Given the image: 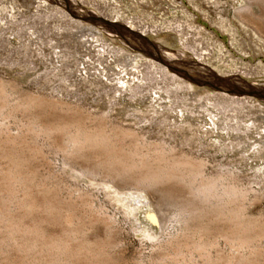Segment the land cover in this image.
Wrapping results in <instances>:
<instances>
[{"label":"rangeland","instance_id":"obj_1","mask_svg":"<svg viewBox=\"0 0 264 264\" xmlns=\"http://www.w3.org/2000/svg\"><path fill=\"white\" fill-rule=\"evenodd\" d=\"M59 2L0 0V264H264V171H217L216 162L220 163L221 158L214 156L217 150L213 139H199L202 145L198 157L209 161L208 171H180L186 179L179 186L163 183L141 188L135 183L134 173L117 171L121 176L115 177L110 171L87 170L96 166L100 155L92 147L83 151L84 156L74 153L72 137H86L83 131L89 135L95 131L93 135H110L125 150L135 149L139 144L137 139L142 147L165 141L168 149L174 146L178 152H190L191 148L181 147L183 139L178 125L172 124V117L167 123L170 112L163 118L146 110L124 115L119 109L121 90L117 87L120 85L109 84L89 67L88 71L84 70L91 57L81 49L80 41L85 37L79 42L77 38L84 28L100 29L97 36L108 43L117 42L125 52L123 58L139 54L144 62H150L152 48L148 45L142 48L131 40L122 45L117 37L109 36L97 25L84 23L82 27V21L73 19ZM68 2L74 11L78 8L77 12L91 17L133 26L144 39L164 50L182 53L183 45L195 47V54H185L189 57L187 60L204 61L210 72L203 75L208 78L212 74L226 77L236 89L234 76L251 85L264 86V50L259 53L243 45L240 38L252 32L237 27L246 19L251 30L257 31L264 41V0H215L221 3L224 18L217 16L214 0ZM232 6H235L234 12L239 8L249 12L242 11L235 21L226 12ZM67 31L71 32L67 34ZM255 41L252 43L260 49L261 44ZM77 53L84 59L82 63ZM199 55L204 57L200 59ZM142 68L143 71L145 67ZM183 69L190 76H200ZM137 76L129 73L126 82H136ZM139 78L142 80L143 76ZM149 80L143 82L145 88L139 91L143 96L153 94V89L158 88L154 80ZM203 88L206 90L209 86ZM216 91L246 101L242 92L237 95L224 87ZM108 97L113 104L106 109ZM248 102L242 112L239 106L227 103L232 110H237L226 114L238 116L232 125L245 124L243 119L257 113L252 108L264 111L263 97ZM127 117L134 118L127 120ZM58 126L59 130L65 129L64 126L68 129L66 132L61 129L65 136L57 130ZM53 129L63 136L55 134ZM130 129L136 132V138L124 134V130ZM78 131L79 135L83 132L82 136L74 137ZM134 133L131 137H135ZM65 146L69 147L67 152ZM236 163L223 161L226 166ZM69 166H76L79 171ZM74 172H83L93 180ZM222 173L226 176L216 193L220 195L225 189L235 187L233 208L238 215L241 213L242 221L257 226L252 232L254 238L245 248L229 245L222 237L227 231L224 224L209 217L193 220L190 216V206L200 204L199 199L194 201L197 199L190 195L191 189L197 188L203 179ZM144 195L159 213L160 227L150 226L146 220V211L152 210V204ZM126 197H140V204H132L140 210L133 212L135 219L127 214L130 207L118 202L121 199L126 203ZM143 230L150 235L138 234Z\"/></svg>","mask_w":264,"mask_h":264},{"label":"bare ground","instance_id":"obj_2","mask_svg":"<svg viewBox=\"0 0 264 264\" xmlns=\"http://www.w3.org/2000/svg\"><path fill=\"white\" fill-rule=\"evenodd\" d=\"M57 1L61 2V6H63L65 12L67 11V13H70L73 19L78 22L82 21V27H84V23H88L89 25L92 24L94 26L97 25L101 27V29L103 27L104 31L109 36L117 37L120 44L122 45L129 44L128 40H131L140 45L142 48H145L147 45L152 48L153 51H151L152 53L149 54V57L151 58L150 62H144L145 59H142L139 54H134L123 58L125 52L122 51L121 48H119L117 42L115 43V41L111 40L112 42L108 43L101 40L100 37L97 36V33H100V29L98 30L97 28H84L81 35H78L77 38V42H79L82 37H85V39L80 41V45L83 47L81 49L84 53H87L88 58L91 57V59H89L86 63L87 66L84 70L88 71L87 68L89 67L91 71L93 70V72H95L96 74H100L105 79H107L109 84L117 82V84L120 85V87H117V89L121 90V92H119V99L121 102V107L119 109H122L124 115H127L131 111L142 113V111L146 110L148 113L154 111V114L157 115V117L163 118L166 117L168 112H170L169 117H166L167 123L172 117L171 122L173 125H178L179 134L181 135V139H183V144H181V147L188 146L189 148H191L190 152H178V150L174 148V146L168 149L167 143L165 141L155 143L153 144V146L150 145L151 143L148 144L151 147H148L147 144V147H142L139 142L140 140L137 139L136 141L139 144H137V147H135V149L132 150L130 148V150H125L124 148L119 147L118 141V144H116L115 140H113L112 137H108L110 135L105 136L104 132V134L96 133L95 135H93V133H95L96 131H91L93 133L89 135V132H87L86 134V132L83 131L84 134L83 132H81L80 135L82 136L83 134L84 136H87L84 138L82 137V139L81 137L76 138L77 140L72 137L74 135L72 133L73 135L71 137L73 141L71 142L72 144L74 143L73 148L75 154H79V156L80 154L83 155L82 153L86 152V149L88 147H92V149L96 148V150L98 151L92 150L95 151V153L99 152L100 156L98 157L97 161L95 160L96 166L91 168V170L87 169L88 171H110V173L115 177L121 176V174L117 171H128L135 174V183L141 188H152L159 184L163 185V183L174 184L177 186L183 185L185 177L182 176L180 171H208L209 161L198 157L197 153L201 150L202 145H199V143L201 142H199V139L203 140L206 138L213 139L212 144L214 145V150H217V153L214 156H219L221 158L220 163H218V161L216 162L217 166L215 167H217V171H264L263 109L252 108L251 111H255L257 113L243 119L246 121L245 124L236 122L232 125V122L235 121L238 116L226 115L227 113L231 115V112H237V110L234 111L231 109V105L239 106L242 112L243 110H245L246 105H248L246 104V101H250L248 102L250 104L252 101H254L255 98H264V86L259 87L257 85H251L247 82L242 81L237 76H234L238 84V88L236 89L234 88L233 82L226 77L212 74L211 77L208 78V76L206 77L205 75H203L204 73L210 72V69L206 68L204 61L191 62L187 60V58L189 57H186L185 54H188V52L195 54V47H190V45L189 47L183 45L182 53H175L170 50H164L162 49V47L153 44L148 39H144L142 37L143 35H140V33H138V31L133 26L127 27L120 23L107 22L100 18L91 17L86 13L84 14L81 12H77L79 10L78 8H76L77 11H74L72 9L71 3L68 2V0ZM240 1L242 2L243 0ZM234 2H237V0H234ZM220 4L219 2L215 3L216 7L218 8L216 14L217 16L224 18V16L222 15L223 10L220 9ZM30 5H34V3H31ZM234 7L235 6H232L230 9L227 8L226 12L228 13V15H231L230 19H235L236 21V15H241L243 8H239L237 12H234ZM245 11L248 10H244L243 13ZM245 20L243 19V21H240L239 24H237V27L246 32L251 31L252 33L249 35L246 34V36L244 35V33H242L244 36L241 35L243 37L240 39L243 42V45H246L252 51H258L259 53L263 52V37L256 33L257 31H252L249 23H247V20ZM239 25L243 27L241 28L239 27ZM225 27H223L222 29H225ZM69 32L71 31H67V34ZM226 32L229 33L230 31ZM230 33H232V31ZM125 38L127 39V41H125ZM255 39V42L261 44L260 49L258 46H255L252 43ZM179 42L182 43V40ZM140 43H143L144 45H141ZM77 54L80 56L79 53ZM116 57L119 58L117 59ZM203 57V55H199L200 59ZM83 61L84 59L80 56L79 62L82 63ZM142 67H145L143 71L141 70L143 69ZM183 68H188L190 69L189 71L199 74L200 76H190L189 73ZM193 68H197V70L193 71ZM129 73H137V75L139 76L142 75L143 79L141 78L142 80H140L139 76H137L136 79L134 77L137 84L136 82H126ZM149 79L152 81L154 80V83L158 88L153 87V94L143 96L139 91L144 87L143 82L146 83V81ZM150 80L148 82H150ZM152 81L151 83L152 85H154ZM204 86H209V89L204 90ZM241 86H243L244 89L241 88ZM220 87H224L227 89L230 88L232 90L231 93H235L237 95H240L239 92H242L243 95H245L246 101L244 102L236 100L232 97L230 98L227 95L229 93L225 94L224 92H214L215 89L218 90ZM150 89L152 88L150 87ZM122 90L124 92H122ZM156 90H159V92L156 93ZM108 99L109 101L107 102L106 109L113 104V102H111L110 100V97H108ZM132 118L134 117H127L126 119L130 120ZM235 126H238V128H236ZM66 127H68V125ZM66 127L64 126L65 129H63V127L60 128L65 131L67 129ZM127 127L131 128V126ZM241 128H243V130H241ZM57 130H59V126ZM57 130H54L55 134L57 133ZM63 130L61 131L63 132ZM71 130L72 129H70V131ZM76 130L81 131V129ZM102 131L103 130H101V132ZM121 131L123 132V130ZM60 132H58L57 134L59 135ZM131 132V129L130 131L128 130L126 132L124 130L125 135L128 134L130 138H136V132H132L135 134V137H131ZM63 134L65 136L64 132ZM60 135L63 136L62 133ZM67 135L68 134H66V136ZM69 135H71V132ZM76 135L77 136L74 135V137H78L79 131ZM71 137L69 138L71 139ZM124 139L125 138H123V140ZM190 141H192V143L189 144ZM66 146L70 145L67 144ZM65 148H63V150H65ZM68 148H66L65 152H67ZM147 148H149V150H147ZM143 149H145L147 153L144 154ZM70 150L69 152H71ZM196 153L197 155H195ZM68 155L70 156L72 155V153H69ZM72 157H74V155ZM225 160H229V162L237 161L235 165H229L235 167V169H230L229 166H226L228 164L224 165L225 163L223 164V161ZM88 166H90V164H88ZM75 167L69 166V168H72L73 171H79ZM78 174L82 175L86 179H89L91 181L93 180L91 178L92 176H86L83 172H79ZM225 176L226 175L222 173L214 175L210 178H205L200 182L197 188L191 189L190 195L192 194L197 200H194L192 198L191 199L194 201H198L199 199L200 204L196 205L197 203H193L190 206V216L193 220H195L196 218L201 219L209 217L218 224H224L227 227V231L222 235V237H224L229 242V245H231L233 248H245L254 238L252 236V232L255 231L254 226L256 225L254 224L255 222L253 223L254 225H252L250 222H248L250 223L248 224L247 222L242 221L239 217L241 213L238 215V211L233 208V206L235 205L234 202L237 191L235 190V187L231 186L228 190L224 188L226 191L224 193L222 192L223 194L220 195L216 193L217 186L220 185L222 181H224ZM135 191H140V193L143 192V190L140 189H136ZM139 195L141 196V194ZM144 196L150 201L147 195ZM125 199L126 203H124L125 201L121 199H119L118 202L122 203L125 207H130V210L127 211V214L129 218L135 219L133 212L135 211L139 213L140 210L138 206L132 207V204H140V197H126ZM214 199L216 201H214L215 203L213 202ZM150 203L152 204V210L150 212L148 210L146 211V220L148 221L150 226H154V224H157L160 227V215L155 210L153 203L151 201ZM137 223V225L143 226L141 222ZM138 234L150 235L149 232L146 233L144 230L140 231ZM199 248H201V246H199Z\"/></svg>","mask_w":264,"mask_h":264}]
</instances>
